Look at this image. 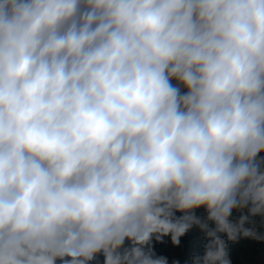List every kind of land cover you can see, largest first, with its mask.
Instances as JSON below:
<instances>
[{
  "label": "clouds",
  "instance_id": "clouds-1",
  "mask_svg": "<svg viewBox=\"0 0 264 264\" xmlns=\"http://www.w3.org/2000/svg\"><path fill=\"white\" fill-rule=\"evenodd\" d=\"M256 217L264 0H0V264H168L193 226L231 264Z\"/></svg>",
  "mask_w": 264,
  "mask_h": 264
},
{
  "label": "trees",
  "instance_id": "trees-1",
  "mask_svg": "<svg viewBox=\"0 0 264 264\" xmlns=\"http://www.w3.org/2000/svg\"><path fill=\"white\" fill-rule=\"evenodd\" d=\"M246 211V210H245ZM201 219L206 217L204 209H199L195 213ZM182 213H175L176 218H179ZM241 212L234 211L231 220L235 221L239 218ZM255 220V227L258 231L264 232V227L261 226V219ZM214 227V225H210ZM251 225H246L249 227ZM221 238L224 239L228 246L229 259L231 264H246L250 261V256L264 257V243L255 241L249 238L241 237L236 242L227 240V236L221 234ZM207 243L204 233L196 226H193L184 236L180 238L179 245H173L171 237H162L160 241H157L153 237L151 241V248L156 257H164L167 259L168 264H192L194 256L203 255L204 246ZM128 244L125 243V247ZM250 255V256H249ZM103 256H99L97 261L93 264H103Z\"/></svg>",
  "mask_w": 264,
  "mask_h": 264
},
{
  "label": "rangeland",
  "instance_id": "rangeland-1",
  "mask_svg": "<svg viewBox=\"0 0 264 264\" xmlns=\"http://www.w3.org/2000/svg\"><path fill=\"white\" fill-rule=\"evenodd\" d=\"M256 219H261L260 217H256ZM128 244V242H125ZM250 256V255H249ZM246 264H264V257L250 256V261H247Z\"/></svg>",
  "mask_w": 264,
  "mask_h": 264
}]
</instances>
